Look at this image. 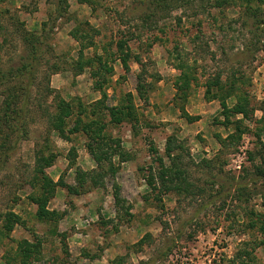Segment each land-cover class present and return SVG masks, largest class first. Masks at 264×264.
Returning a JSON list of instances; mask_svg holds the SVG:
<instances>
[{
    "label": "rangeland",
    "instance_id": "rangeland-1",
    "mask_svg": "<svg viewBox=\"0 0 264 264\" xmlns=\"http://www.w3.org/2000/svg\"><path fill=\"white\" fill-rule=\"evenodd\" d=\"M165 1L0 0V70L40 45L31 78L0 84V264L23 240L30 264H264V0Z\"/></svg>",
    "mask_w": 264,
    "mask_h": 264
},
{
    "label": "trees",
    "instance_id": "trees-1",
    "mask_svg": "<svg viewBox=\"0 0 264 264\" xmlns=\"http://www.w3.org/2000/svg\"><path fill=\"white\" fill-rule=\"evenodd\" d=\"M162 1V0H160ZM168 1V0H167ZM167 1H165L167 3ZM34 38V39H32ZM25 37V39H28L30 41V43L36 41L38 38L36 36L34 37ZM32 39V40H31ZM32 41V42H31ZM41 43V41L39 42ZM122 45V42L119 41L118 42V47ZM39 44H34L32 43L31 47H30V52L29 54L27 53L26 55H22L20 57L21 61L15 65V66H11L10 68L6 69V70H0V84H4L6 82H9L11 80L14 79H29L32 77L33 71H34V62L36 59V55L39 49ZM128 54L127 52H121V60L123 65L127 68V64H126V58H127ZM98 59V61L101 62V58L99 56L96 57ZM92 59H87L85 60V62L82 61H76L77 64L79 65L80 69L84 66L87 65L88 67L91 66L92 64ZM104 66V64H103ZM106 66V64H105ZM10 92L7 94V98H13L17 95V92L13 90V88H10ZM17 90V89H15ZM6 102V107L9 109V111L17 113V109L10 107V101H5ZM99 102L96 101V105H98ZM68 104H65L64 102H60L58 104V111L56 113H54L51 117V124L54 128H56V130L58 131V133L60 135H62L63 137H66L63 128L64 125V116H66L69 113V109H68ZM21 111V110H18ZM108 111L111 113L110 115H112L111 120L113 121H119L122 117H133V111H132V106H118V107H109ZM187 115L188 119H192V116ZM104 123H102L101 125H97L96 128L92 127L91 123H87V124H82V126H79V121H77L71 128V131H76V130H83L87 133H89V136L93 139H95L96 137H100V130L103 128ZM10 126V125H9ZM17 127H15L17 130H19L20 126L16 125ZM25 131V129H24ZM102 139L104 138V136H101ZM112 142H117L118 143V139H111ZM89 152L92 156V158L98 163H100L102 158V155L100 154H96L97 151H99L97 149V151H94V147L93 145H89L88 147ZM113 151V148H110ZM168 150V148H167ZM112 155V154H111ZM107 159H110V156ZM44 162V165H47L48 161H50V158H42ZM41 174L39 175V180H40V194L37 196L32 195L31 198L33 201H35L37 203V216L38 217H47L49 216L51 213H53V211L51 210H47L45 208V204L48 200V198L53 194L55 187L57 185V181H53L51 178H49L47 176V174H45L42 170H40ZM163 172L160 170V173L158 176H160L163 179L165 178L164 175L162 174ZM81 174V175H80ZM88 176H90L91 179H93L95 176L98 175L97 172L94 171H90L86 173ZM264 174V172H263ZM173 179L176 174H171ZM84 176V173L82 171L79 172V177ZM61 184V183H60ZM80 185H82V182L80 181ZM79 185V188L77 186L74 185H67V189L69 192L71 193H80L81 192V187ZM113 197H114V201L116 203H120V197L118 195V187L117 185L114 186V190H113ZM5 222H4V226L7 230H10V228L12 227L13 223L18 221L19 218L16 214H14L13 212H8L7 215L5 216ZM23 247H22V251H21V262L22 264H30L29 263V258L32 256L35 247H36V243L34 242H28L26 240H23ZM165 254V253H164Z\"/></svg>",
    "mask_w": 264,
    "mask_h": 264
}]
</instances>
